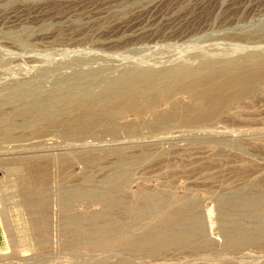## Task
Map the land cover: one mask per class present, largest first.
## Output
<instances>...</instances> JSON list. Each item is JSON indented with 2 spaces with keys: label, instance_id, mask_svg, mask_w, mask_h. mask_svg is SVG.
Masks as SVG:
<instances>
[{
  "label": "rangeland",
  "instance_id": "1",
  "mask_svg": "<svg viewBox=\"0 0 264 264\" xmlns=\"http://www.w3.org/2000/svg\"><path fill=\"white\" fill-rule=\"evenodd\" d=\"M261 59L264 0H0V117L36 100L53 107L68 96L115 94L126 75L137 84L179 68L241 69ZM112 126L84 139L30 125L0 135V264H264V236L228 242L234 234L264 235V76L250 96L201 124ZM87 153L100 159L89 164L80 157ZM119 153L139 159L120 168ZM36 162L49 181L31 195L45 205L32 208L16 179ZM85 189L91 194L69 197ZM143 196L193 208L201 232L192 243L155 251L89 240L109 222L125 233L155 231L157 218L177 211L126 214ZM103 198L104 210L94 204ZM69 218L78 219L76 232Z\"/></svg>",
  "mask_w": 264,
  "mask_h": 264
},
{
  "label": "bare ground",
  "instance_id": "2",
  "mask_svg": "<svg viewBox=\"0 0 264 264\" xmlns=\"http://www.w3.org/2000/svg\"><path fill=\"white\" fill-rule=\"evenodd\" d=\"M263 76L264 59L246 68H224L222 70H209L204 73L193 69L179 68L160 72L153 76L145 75L143 81L137 84L131 82L129 84L128 80L130 78L126 75L121 80L125 84L118 86V91L115 94L101 95L96 98L91 97L82 101L80 99V101L74 100L73 97L68 96L58 101L59 103L53 107L50 104L36 100L17 109L12 116H5L2 113L0 117V125H2L0 135L3 139H7L13 135L14 128L22 125H30L35 128V131L42 129L43 131L61 132L70 139H84L96 127H106L107 129L111 125V131L114 132L112 125L115 126V124L134 125L138 122H147L160 126L168 123L197 125L212 119L235 102L250 96L260 84ZM175 95L185 96L187 101L183 99L181 102H175L173 101ZM196 101L198 105L199 103L201 105L196 106L194 104ZM130 116H135L138 119L129 121ZM148 116H150V119L146 120L145 118H148ZM148 156L146 154L140 160L147 159ZM80 157L89 164L100 159L96 153H87ZM138 159L119 153L118 166L122 168L131 165ZM35 165L34 171L29 165H24L25 172H23L25 174L23 173L16 179V182L19 181L18 187L24 193V204H28L32 208L45 205L46 201H43L42 198L32 199L31 195L35 191L39 194L46 189L49 181L48 170L43 162H36ZM18 171L21 173L22 170L19 169ZM118 174H120V171ZM88 191L87 189L80 190L69 194V197L87 196L91 194ZM110 196L111 194L106 197ZM107 202L103 198L94 201V204H99L104 210L106 204H108ZM133 204V207L124 208L126 214L131 215L136 207H144V209L145 207L149 209L154 206L162 209L176 207L177 211L174 214L169 213L165 217L157 218L155 220L157 227L155 231L147 232L139 229L128 233L120 230L118 232L114 228L116 225L109 222L107 224L109 226L106 225L107 227L101 230L99 234L91 235L89 240H92V242H112L116 250L126 249L130 251L139 248L155 251L192 243L201 232V224L197 214L191 207L177 202L167 205L157 203L154 198L149 196L139 197ZM139 213L141 214L140 211ZM69 219L72 231L76 232L78 219ZM43 221L46 222V214H43ZM174 225L188 227L184 228L183 232H168L165 229L166 226L170 228ZM33 227L34 229L39 227L38 223L33 222ZM263 236V234H234L229 237L228 242L231 245L240 244L241 246ZM129 261L119 259L112 264H132Z\"/></svg>",
  "mask_w": 264,
  "mask_h": 264
}]
</instances>
